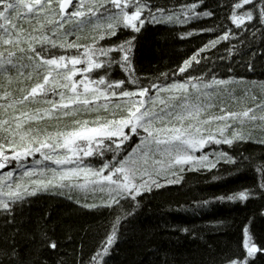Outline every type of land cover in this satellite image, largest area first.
Segmentation results:
<instances>
[{
    "label": "snow or ice",
    "instance_id": "6c2138e0",
    "mask_svg": "<svg viewBox=\"0 0 264 264\" xmlns=\"http://www.w3.org/2000/svg\"><path fill=\"white\" fill-rule=\"evenodd\" d=\"M28 18H38L37 26L30 31L16 22ZM205 19L220 23L212 28L189 29L180 34L181 38L217 30L218 33L184 59L173 76L188 73L221 42H228L225 55L219 57L221 60L243 58L249 53L253 57H264V48L256 52L251 49L257 36L264 43V0H233L229 4L218 0L215 6L206 4L205 0H193L174 8L158 6L151 0H56L55 5L53 0H0V74L5 75L9 84L13 80L10 75L13 69L17 77L31 80L33 74L36 76L33 84L20 89L19 97L9 91L0 96L5 101L0 104V108L5 109V115L0 117V169L18 162L22 175L30 178L25 185L14 180L15 169L0 174V229H4L0 231V264H47L42 251L59 252V241L54 233L48 235L46 227L37 229L39 246L35 241L27 247L21 242L20 238L27 233L21 231L16 208L37 192L54 191L63 195L98 190L108 194L104 206H119L123 199L134 201L138 207L137 197L141 193L179 184L186 171H208L224 163L236 169L245 165L252 167L256 174L255 185L215 199L264 200V161L254 162L250 156L233 151L235 145L253 140L252 134L243 130L246 123L264 124V115L257 116L254 111V108L264 111V103L240 111L216 105L208 89L216 91L212 85L228 84L231 77L212 76L201 84L204 73L200 77L189 73L182 81L164 83L157 80L141 83L135 76L132 61L136 34L146 23L185 25ZM225 19L227 24L223 22ZM72 22L76 29L91 25L95 35L90 44L70 41L71 30L61 32L66 23ZM121 29L129 32L126 39L100 43L105 38L115 37ZM248 36L252 37L250 42ZM233 40L237 43H232ZM59 49L77 52L71 55L53 52ZM81 49L82 55L79 54ZM244 63L249 71L254 70L253 60ZM113 65L127 76L113 79ZM26 69L30 71L26 73ZM78 74L80 78L76 79ZM163 77L167 74L162 73ZM153 91L157 95L153 96ZM159 93L167 95L162 97ZM111 98L120 100L111 101ZM41 100L48 106L24 110L26 103ZM110 101L112 118L107 115ZM157 103L162 107L155 110ZM214 107H219V115L207 114L206 118H201ZM7 109H12L11 115L7 114ZM101 109L105 112L103 116L99 114ZM81 112L97 114L92 120L76 118ZM60 115L73 117L70 127L49 132L34 128L30 123L46 117L59 120ZM233 123L237 127L233 128ZM133 136L138 139L133 141ZM256 142L264 146V138ZM221 146H228V150ZM36 154L42 157L36 161L37 165L50 161L55 166L25 167L22 161ZM93 156L100 158L98 166L85 163V157ZM209 203V200L197 202L202 206ZM134 211L133 208L116 217L101 248L87 264H106L104 257L118 239V225L122 220L130 223L128 218ZM243 235L245 255L224 257L221 264H251L257 253L264 254V246L254 242L248 225ZM67 255H57L53 264H66L63 256Z\"/></svg>",
    "mask_w": 264,
    "mask_h": 264
},
{
    "label": "trees",
    "instance_id": "16d2710c",
    "mask_svg": "<svg viewBox=\"0 0 264 264\" xmlns=\"http://www.w3.org/2000/svg\"><path fill=\"white\" fill-rule=\"evenodd\" d=\"M151 2L161 7L174 8L181 4L191 3L193 0H151ZM232 2L233 0H223L224 4ZM53 3L55 5L56 0H53ZM205 3L215 6L218 0H205ZM223 15L222 12L221 16ZM37 19H21L16 22L30 31L37 26ZM223 22L227 24L226 19ZM219 23L220 21L206 19L185 25L164 22L146 23L141 32L136 34L132 61L135 76L140 78L141 83H148L152 80L164 83L172 80L182 81L189 73L196 77L204 73L201 84L204 80H210L212 76L217 79L231 77L228 84L211 86L221 91V95L212 96L216 105H226L230 110L240 111L244 107L264 103V57L260 55L253 57L249 53L243 58L236 57L230 61L221 60L219 57L225 55L228 42L218 44L215 49L207 53L206 58L202 59L199 65L194 64L188 73L172 75L184 59L189 58L203 43L213 39L218 30L203 34L197 33L186 38H181L180 34L189 29L212 28L214 24ZM74 24L75 22L66 23L61 32L71 30L68 36L70 41L80 45L90 44L91 38L95 35L91 25L76 29ZM228 26L231 27V25ZM128 35L127 30L121 29L115 37L105 38L100 43H116L126 39ZM251 40L252 37L248 36L247 41ZM232 43L235 44L237 41L233 40ZM260 48H264V43H261V38L257 36L251 49L252 52H256ZM53 52L71 55L76 54L77 50L59 49ZM79 54L82 55V49ZM249 60L254 62L252 71H249L244 63ZM28 71L30 69L25 70L26 73ZM162 73H166L167 77L161 78ZM10 75L13 77L11 84L7 82L5 75L0 74V96L4 91H9L19 97L20 89L29 87L36 79L35 74L31 80L17 77L14 69L10 70ZM126 76L127 73L113 65L111 70L113 79H124ZM93 77H95V72ZM79 78L78 74L76 79ZM208 90L211 91V89ZM245 94L248 95L245 96ZM119 100L120 98H111V101ZM111 101L107 113L108 118H112ZM3 103L5 101L0 99V104ZM46 106L48 105L41 100L26 103L24 110L31 111L34 108ZM254 111L257 116L264 115V111H257L255 108ZM7 114L11 115L12 109H7ZM96 114L95 112H81L76 118L92 120ZM99 114L103 116L105 112L101 109ZM205 114L204 118L207 114L219 115V107L211 108ZM4 115L5 109L0 108V117ZM72 119L71 116L60 115L59 120L46 117L42 121L30 123L34 128L52 132L58 128L70 127ZM259 125H261L259 121L246 123L244 126L258 127L251 132L253 140L239 143L233 149V151L238 150L250 156L254 162L264 161V146L256 142L264 138V124ZM232 127H237V124L233 123ZM137 139L135 136L132 138L133 141ZM221 147L228 150V146ZM35 156V161H31L29 157L22 161L24 166L28 167L32 164L35 167H52L50 161L37 165L36 161L42 160V157L40 154ZM107 156L110 158V154ZM84 161L95 166L101 162L96 156L85 157ZM12 167L15 168V173L21 172L22 168L18 162L9 164L6 169L9 170ZM183 177L179 184L165 185L160 189L141 193L137 197L138 207L134 201L123 199L120 200L119 206L115 204L111 207L104 206L103 201L107 196L100 191L88 194L75 191L66 192L63 195L54 191L37 192L34 196L27 197L16 208V218L20 222L21 231L27 233L20 238L21 242L27 247L35 241L36 246H39L40 236L37 229L46 227L48 235L51 236L54 233V238L60 243L58 253H43L42 251L41 254L47 260V264H53L57 255L63 253L68 254L63 256L66 264H77L78 261L87 264L89 258L101 248L116 217L134 208L133 215L128 218L130 223L122 220L118 225V239L109 254L104 257L106 264H221L224 257L242 258L245 255L243 229L246 225L249 226L254 242L258 246H264V215L261 214L264 212V200L250 198L245 202H239L215 199V197L225 196L243 188L254 187L256 174L252 167L245 165L236 169L232 165L221 163L217 169L186 171ZM203 200H209L210 203L206 206L197 204L198 201ZM93 203L98 206L93 208L84 206ZM183 228L189 231L183 232L181 230ZM251 264H264V254L257 253Z\"/></svg>",
    "mask_w": 264,
    "mask_h": 264
},
{
    "label": "rangeland",
    "instance_id": "374dc122",
    "mask_svg": "<svg viewBox=\"0 0 264 264\" xmlns=\"http://www.w3.org/2000/svg\"><path fill=\"white\" fill-rule=\"evenodd\" d=\"M209 91V90H208ZM211 92V96H216V95H221L220 93H221V91H210ZM154 93H155V95H157V93L154 91ZM153 93V94H154ZM155 95H153V96H155ZM158 95H160V96H162V97H164V96H166L167 94L166 93H159ZM246 95H248V94H245V96ZM235 101H237V100H235ZM161 107V105H159L158 103H157V108L155 109V110H157L158 108H160ZM206 115V114H205ZM201 118L202 119H204V114H202V116H201ZM261 125H262V123H261ZM261 125H259V126H261ZM232 126H233V124H232ZM258 127H256V126H251V127H247V126H244L243 127V130L244 131H246V132H252V131H254V130H256ZM197 154H199V153H197ZM36 157V156H35ZM34 157V158H35ZM30 159H31V161H35L34 160V158L33 157H29ZM30 161V162H31ZM33 163V162H32ZM51 165H52V167L53 166H55V165H53L52 163H51ZM28 167H35L34 165H29ZM44 167V166H43ZM6 169V168H5ZM12 169H15V168H13L12 167ZM10 170V169H9ZM8 170L6 169V170H4V169H0V174H2V173H6ZM22 171H23V169H21V172H18V173H14V180L16 181V182H19V183H22V184H25V185H28V181H29V177H26V176H23L22 175ZM16 172V171H15ZM34 178H36V177H32V179H34ZM29 187H30V185H29ZM80 192H82L83 194H88V193H98L99 191L97 190V191H95V192H93V191H88V192H84V191H80ZM102 193H104V195L105 196H107L108 194H107V192H102Z\"/></svg>",
    "mask_w": 264,
    "mask_h": 264
}]
</instances>
